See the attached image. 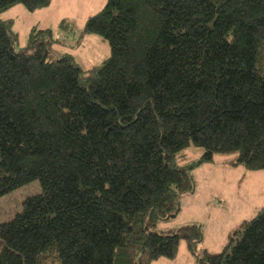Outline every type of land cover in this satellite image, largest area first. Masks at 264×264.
<instances>
[{
	"label": "trees",
	"instance_id": "trees-1",
	"mask_svg": "<svg viewBox=\"0 0 264 264\" xmlns=\"http://www.w3.org/2000/svg\"><path fill=\"white\" fill-rule=\"evenodd\" d=\"M12 28L0 18V198L40 192L0 222V264H152L182 242L195 264H264V208L218 253L200 225L159 228L216 155L264 171V0H106L81 34L110 56L89 69L50 28L17 51Z\"/></svg>",
	"mask_w": 264,
	"mask_h": 264
},
{
	"label": "rangeland",
	"instance_id": "rangeland-1",
	"mask_svg": "<svg viewBox=\"0 0 264 264\" xmlns=\"http://www.w3.org/2000/svg\"><path fill=\"white\" fill-rule=\"evenodd\" d=\"M105 3L106 0H51L47 8L35 12L17 5L2 13L0 18L13 21L17 51L26 46L32 28H50L59 41L55 49L73 54L79 63L89 69L110 56L108 44L99 36L81 34L86 20L98 13ZM62 20L69 21L68 27H72L73 32L70 33L68 27L59 29L58 24ZM192 149L186 152V158L196 160L202 151ZM232 158L231 155H216L212 163L198 167L193 172L195 192L182 196L177 217L160 224L159 228L175 230L186 225H200L204 239L199 249L210 253L221 252L229 235L264 208V171H247L240 166L235 168L229 163ZM39 192V183L35 181L0 198V222L19 212L24 198ZM181 245L186 247L185 242ZM177 256V264H185L184 261L192 263L181 248Z\"/></svg>",
	"mask_w": 264,
	"mask_h": 264
},
{
	"label": "crops",
	"instance_id": "crops-1",
	"mask_svg": "<svg viewBox=\"0 0 264 264\" xmlns=\"http://www.w3.org/2000/svg\"><path fill=\"white\" fill-rule=\"evenodd\" d=\"M179 248H181V252H183L184 254H187L188 260L192 261V263H187L186 261H184L185 264H193V263H195L193 261V258L189 256V253L187 251V247L180 245ZM177 258H178V256L173 261H168V260H165V259H160V260H158L156 262H153L152 264H177V261H176Z\"/></svg>",
	"mask_w": 264,
	"mask_h": 264
}]
</instances>
